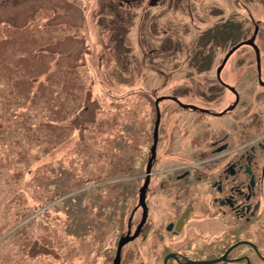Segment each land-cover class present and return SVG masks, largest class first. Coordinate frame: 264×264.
<instances>
[{
	"label": "rangeland",
	"instance_id": "rangeland-1",
	"mask_svg": "<svg viewBox=\"0 0 264 264\" xmlns=\"http://www.w3.org/2000/svg\"><path fill=\"white\" fill-rule=\"evenodd\" d=\"M227 22L235 24L236 35L231 37L236 36L238 43L252 39L256 26L259 27L257 42L264 66V0H0V24L16 28L38 25L74 28L73 33L66 35L62 41L56 40L46 50L57 54L55 69L79 67L89 97L86 109L75 120L79 128L75 136L55 149L43 162L52 166L64 159L85 162L82 154L89 151L91 159L88 167L95 175L90 177L93 183L101 177L99 144L112 141L123 132L121 127L128 125L131 132L123 133L128 146L137 141L141 152L135 156V163L126 164V177L120 180L136 181L137 189L141 187L145 174L141 157L143 150L147 153L152 146V139L148 141L146 133L149 134L157 120L156 101L161 100L157 96L183 90L185 77L194 75L195 79L191 78L190 84L197 95L193 92L180 95H188L189 98L195 96L197 104H201V100L205 105L199 98L205 96L204 76L216 73L226 55L238 44L229 41L231 37L227 40V35L215 41L209 40L208 33ZM254 56V51L248 47L237 51L223 75L235 84L243 80L244 108L249 106L250 112L263 108L264 113V88L253 77H242L240 73H253L247 70L249 66L240 71L238 65L240 58ZM228 96L231 97L225 93V99ZM163 106L161 111L164 110ZM166 115L169 118L164 116V123L171 121V115ZM97 120L106 125L87 126ZM97 129L106 131L101 136ZM78 144H88L93 148L84 150L83 147L77 148ZM164 149L163 145L161 150ZM129 153L128 147L127 158ZM112 173L121 175L120 171ZM131 176L137 178L132 180ZM138 204L137 195L131 204L130 219ZM161 218L165 216L161 215L153 202L148 225L143 231L146 236L129 242L124 248L125 252L128 251L129 259L137 258L136 255L132 257L131 253L150 249L152 244L157 243L147 236L155 235ZM63 219L56 211H51V236L62 228ZM130 219L126 235L131 231ZM141 221L142 211H138L132 221L133 235ZM42 224L35 223V229H40ZM261 227L264 230V225ZM189 229L195 243L198 242L197 227L191 225ZM39 233L44 234L41 229ZM259 233L262 243L264 231ZM124 237L111 234L99 244L90 238L83 242L69 239L70 244L62 247L61 251L51 250L36 242L28 251L29 259L23 264H63L64 257L72 258L73 264H108L107 259L116 256ZM62 239L63 235H60L55 243L63 246L68 239Z\"/></svg>",
	"mask_w": 264,
	"mask_h": 264
},
{
	"label": "trees",
	"instance_id": "trees-1",
	"mask_svg": "<svg viewBox=\"0 0 264 264\" xmlns=\"http://www.w3.org/2000/svg\"><path fill=\"white\" fill-rule=\"evenodd\" d=\"M235 30V24L227 22L208 37L215 41L227 35L229 40ZM71 33L69 27L0 24V264L25 263L36 242L61 251L70 240L90 238L99 244L111 234L127 233L138 191L130 180L120 179L126 177V164L135 163L141 152L137 141L128 146L123 135L130 131L128 125L112 141L99 144L101 177L93 183L89 151L82 154L85 162L64 159L53 166L43 162L75 136L79 129L75 120L89 97L79 67L55 69L57 54L46 50ZM238 40L235 36L229 41ZM92 124L106 125L97 120L87 126ZM97 131L102 136L106 130ZM82 147L93 148L77 146ZM116 171L121 175L112 173ZM52 210L64 219L62 228L51 236ZM37 222L43 223L42 235L34 227ZM60 235L68 239L63 246L55 243ZM63 262L73 264V259L64 257Z\"/></svg>",
	"mask_w": 264,
	"mask_h": 264
},
{
	"label": "flooded vegetation",
	"instance_id": "flooded-vegetation-1",
	"mask_svg": "<svg viewBox=\"0 0 264 264\" xmlns=\"http://www.w3.org/2000/svg\"><path fill=\"white\" fill-rule=\"evenodd\" d=\"M258 38L257 34L254 46L245 45L237 50L248 47L255 53L254 58H240L238 65L240 71L249 66L247 70L253 73H240L242 77L251 76L264 88ZM228 62L220 76L217 73L220 67L216 73L204 76L205 96H199L204 106L201 100V104L196 103L195 96L180 95L192 92L197 95L190 84L194 75L185 77L183 90L157 96L161 98L162 116L156 155L152 153L154 124L149 134L146 133L148 141L152 139V146L147 153L143 150L141 157L145 174L142 186L137 189L138 196L148 176L150 179L145 199L148 216L138 238L146 236L143 231L153 202L165 218L159 220L155 235L147 236L157 243L150 249L131 253L132 257L136 255L135 259H129L124 249L121 264H189L217 260L221 261L216 264H264V240L261 243L259 233L264 231L261 230L264 225V113L263 108L252 112L249 106L244 108L243 80L235 84L223 75ZM225 93L231 97L225 99ZM166 114L171 115L168 123L163 121L164 116L169 118ZM163 145L165 149L161 150ZM134 183L136 181H131ZM138 211H142L143 217V209L139 208L136 213ZM191 225L197 227L196 243L189 233ZM130 229L132 236V227ZM115 257L108 258L107 263L114 264Z\"/></svg>",
	"mask_w": 264,
	"mask_h": 264
},
{
	"label": "water",
	"instance_id": "water-1",
	"mask_svg": "<svg viewBox=\"0 0 264 264\" xmlns=\"http://www.w3.org/2000/svg\"><path fill=\"white\" fill-rule=\"evenodd\" d=\"M258 31H259V27L256 26V29H255V34H254V37L252 39H250L249 41H246V42H242L240 43L239 45H237L236 47H234L225 57L222 65L220 66V68L218 69V75L220 76L223 69L225 68L229 58L239 49L241 48L242 46H245V45H252L254 46V42L256 40V35L258 34ZM257 57L259 58L260 55L259 53L257 52ZM261 65V62L259 60V67ZM159 102L160 100H157L156 101V111H157V120H156V123H155V129H154V143H153V149H152V153L153 155H156V150H157V144H158V139H159V128H160V122H161V112H160V108H159ZM185 108H190V109H195V107H192V106H185ZM150 166H151V162L149 164V168H148V173L150 174ZM148 182H149V176H148V180H147V183L146 185L141 189L140 191V195H139V204H138V207L136 209V211L139 209V208H142L143 209V217H142V221L140 223V225L138 226L136 232L134 233V235H130L131 234V231L129 230L128 234L121 239L120 243H119V246H118V249H117V253H116V258L114 260V264H121V255H122V250L123 248L129 243V242H132L134 241L136 238H138V236L140 235L145 223H146V220H147V216H148V213H147V208H146V205H145V199H146V189L148 187ZM135 211V212H136ZM135 212H133V215L130 219V224L133 220V217H134V214ZM185 216V215H184ZM181 228V225L179 227V229ZM219 261L221 260H217V261H206V262H192V263H189V264H216L218 263Z\"/></svg>",
	"mask_w": 264,
	"mask_h": 264
}]
</instances>
